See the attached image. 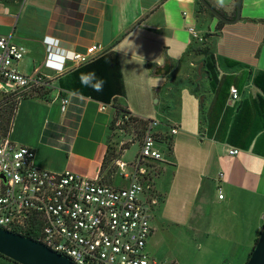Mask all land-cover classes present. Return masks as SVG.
<instances>
[{"label": "crops", "instance_id": "0c3cea01", "mask_svg": "<svg viewBox=\"0 0 264 264\" xmlns=\"http://www.w3.org/2000/svg\"><path fill=\"white\" fill-rule=\"evenodd\" d=\"M208 1L231 17L237 0ZM196 10L197 0H0V37L26 48L16 68L28 76L48 73L47 37L60 40L66 50L84 53L97 45L99 56L115 52L129 112L163 121L160 94L168 83L156 69L181 62L194 46L190 28L204 30ZM217 24L213 19L207 27L213 33ZM217 32L210 45L218 59L219 83L206 93L205 119L199 96L182 84L172 88L178 93V112L173 116L170 111L169 118L178 133L157 189L164 207L173 196L185 223L199 221L198 212L214 189L218 194L222 190L221 202H232L238 193L264 197V155L255 150L259 143L264 152V139L259 140L264 132L259 103L264 96L254 85L255 75L264 72V0H243L240 21ZM72 72L54 79L46 99H21L9 135L35 151L39 168L100 177L106 183L103 165L115 110L111 105L102 110L107 104L72 91ZM231 86L239 89L240 101L232 100ZM62 98L69 99L66 110ZM233 147L240 149L238 155L229 154ZM170 168L172 179L163 187L161 179Z\"/></svg>", "mask_w": 264, "mask_h": 264}, {"label": "built area", "instance_id": "2783aa9c", "mask_svg": "<svg viewBox=\"0 0 264 264\" xmlns=\"http://www.w3.org/2000/svg\"><path fill=\"white\" fill-rule=\"evenodd\" d=\"M190 32L197 41L203 40L194 28ZM44 42L48 73L28 76L16 68L24 59L26 48L8 37H0V93L15 95L52 87L56 77L94 61L100 53L97 45L80 53L64 49L55 38L47 37ZM230 96L235 102L241 100L236 86L230 87ZM68 104L69 99H61L63 110ZM107 108L102 105V110ZM140 121L146 126L139 129V154L131 164L117 160L122 178L129 180L120 187L107 184L100 177L39 168L32 148L0 132V228L24 236L33 234V240L74 264H178L159 261L148 251L153 234L152 210L158 199L149 194L151 173L146 165L164 160L156 139L161 122L125 115L117 120L116 127H136ZM170 128L168 134L178 133L176 126ZM228 151L230 155L240 153L234 147ZM223 197L219 189V198Z\"/></svg>", "mask_w": 264, "mask_h": 264}, {"label": "rangeland", "instance_id": "374dc122", "mask_svg": "<svg viewBox=\"0 0 264 264\" xmlns=\"http://www.w3.org/2000/svg\"><path fill=\"white\" fill-rule=\"evenodd\" d=\"M198 15L199 24L204 29L200 33L203 40H196L181 62L156 69V73L164 74L167 77L168 86L161 91L160 98L168 99L171 105L169 111L173 116L178 112V93L175 89L172 90L175 85L182 84L184 87L190 88L192 92L197 91L202 102L206 101V93L210 89L204 56L198 54V50L203 48L206 42L211 48L210 42L214 34L218 32L214 30L212 33L207 27V24L213 20L208 13L201 10ZM51 88L43 87L42 89L50 90ZM169 90L174 92L172 96L167 93ZM4 96L9 97L10 94L0 93V100ZM17 97L18 95H15L13 99ZM162 104L163 102L159 104V112L166 115V119L160 121L161 129H159L156 139L164 160L148 162L146 165L147 170L151 173L152 190L149 194L158 199V205L152 210L153 234L149 239L151 255L159 261L178 264H245L255 245L256 238H259L264 227V197L238 193L232 202L229 203L227 200L221 202L219 194L214 189L206 196L205 204L198 212L200 214L199 221L195 223H185L181 220L180 206L175 203L173 196H169V201L164 207L162 204L164 196L157 189V183L162 175L164 165L172 160L168 144L163 139L165 134L170 133L172 124L169 118L170 112H162ZM141 135V130L133 126H123L122 130L116 127L112 130L104 169V178L107 184L115 183L117 186L128 184V179L122 180L117 160L122 159L127 164H131L136 159L141 149ZM126 147L128 148L124 149ZM172 173L173 169L170 168L161 179V186H168L172 179ZM225 193L227 194V190ZM0 264L15 263L0 256Z\"/></svg>", "mask_w": 264, "mask_h": 264}, {"label": "trees", "instance_id": "16d2710c", "mask_svg": "<svg viewBox=\"0 0 264 264\" xmlns=\"http://www.w3.org/2000/svg\"><path fill=\"white\" fill-rule=\"evenodd\" d=\"M208 1V0H207ZM208 3H210L208 1ZM211 4V3H210ZM214 8H216L213 4H211ZM217 9V8H216ZM203 10L206 13H208L212 19H217L211 12H209L205 6L201 3L200 0H197V10L196 15L199 19V12ZM219 12H221L224 16L230 19H234L236 16V8L233 11L232 16H228L224 11L217 9ZM139 24V22H138ZM225 26V23L218 20V24L216 27L217 31H221L222 28ZM198 54L204 56V64L207 70V73L209 75V85L212 90H216L217 85L219 83V71H218V59L214 51L208 46L207 42L204 44L203 48H200L198 50ZM227 63L231 66H237L239 65L236 62H230L227 60ZM95 71L96 75L98 77H102L105 80V84L103 87V91H94L92 87H86L81 83V74L82 73H89ZM72 77L74 79L72 91L75 93H78L80 95L89 97L93 100L103 102L107 105H111L114 110V118L111 123V129L114 130L116 128V122L117 120L125 115H132L129 110L126 107V104L124 102V97L126 95L125 91V82H124V76L122 73V68L120 65V60L115 52H107L101 56H99L94 61L80 67L77 70H74L72 72ZM254 85L261 90L264 96V72H260L255 75L254 77ZM32 93H29L28 91H22L18 92V94H15L18 97L13 99L15 95H10L9 97L4 96L0 100V132L4 135H7L11 131L12 122L14 119V116L16 114V110L19 104V101L21 99H28V98H47L50 90H43V89H37L30 91ZM193 94L198 95L197 91H194ZM10 98V99H9ZM163 104L161 106V110L164 113H169L171 105L167 98L162 99ZM259 110L260 115L262 118V130L264 131V97H262V100L259 103ZM205 112V102H202V110H201V117L202 121L205 119L204 117ZM8 114V116H7ZM137 129H143L146 126V122L140 121L135 124ZM163 136V135H162ZM163 139L167 142L168 148L170 150L171 155L173 154V148H174V136L170 134H165L163 136ZM264 139V132L259 137V140ZM258 140V142H259ZM128 147L124 148L127 149ZM259 143L256 144V152H258L260 155H264V152L261 151ZM106 159L103 165V170L105 169ZM28 238L36 239L35 235L27 233L25 235ZM258 241V238L255 241V245ZM254 245V246H255ZM254 248V247H253ZM253 250V249H252ZM251 250V252H252ZM251 252L249 253L247 260L249 259ZM1 256V255H0ZM3 257V256H1ZM5 258V257H3ZM7 259V258H5ZM9 260V259H7ZM246 260V262H247ZM11 261V260H10ZM14 263V262H13ZM16 264V263H15Z\"/></svg>", "mask_w": 264, "mask_h": 264}, {"label": "water", "instance_id": "95a60500", "mask_svg": "<svg viewBox=\"0 0 264 264\" xmlns=\"http://www.w3.org/2000/svg\"><path fill=\"white\" fill-rule=\"evenodd\" d=\"M205 8L225 24L240 21L243 0L236 1V16L227 18L207 0H200ZM0 255L16 264H74L68 258L24 235L0 228ZM245 264H264V227Z\"/></svg>", "mask_w": 264, "mask_h": 264}, {"label": "clouds", "instance_id": "9594fccd", "mask_svg": "<svg viewBox=\"0 0 264 264\" xmlns=\"http://www.w3.org/2000/svg\"><path fill=\"white\" fill-rule=\"evenodd\" d=\"M81 83L86 87H92L94 91H103L106 83L102 77H98L95 71L81 74Z\"/></svg>", "mask_w": 264, "mask_h": 264}]
</instances>
